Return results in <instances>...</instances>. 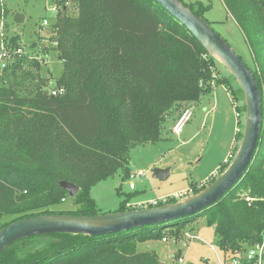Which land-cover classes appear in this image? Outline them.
I'll return each mask as SVG.
<instances>
[{
  "label": "trees",
  "instance_id": "1",
  "mask_svg": "<svg viewBox=\"0 0 264 264\" xmlns=\"http://www.w3.org/2000/svg\"><path fill=\"white\" fill-rule=\"evenodd\" d=\"M73 1L76 15L70 17L63 13L65 0H56L49 25L51 49L62 63L53 88L62 91L51 94L40 60L26 54L12 55L0 75V229L39 214H98L89 190L94 183L118 170L126 178L132 147L159 140L168 115L184 103L199 101L216 83L228 86L214 74L217 62L155 0ZM221 1L245 38L253 66L245 65L262 96L257 147L239 181L209 207L178 220L100 236L51 233L16 240L0 253V264H165L140 244L169 233L180 239L181 229L201 216L224 258L262 241L264 0ZM184 4L202 18L208 9ZM16 43H5L12 44L11 53ZM237 109L243 112L244 104ZM62 180L79 187L74 197L59 185ZM190 187L192 193L202 188ZM68 198L75 207L55 209ZM135 208L124 199L116 211Z\"/></svg>",
  "mask_w": 264,
  "mask_h": 264
},
{
  "label": "rangeland",
  "instance_id": "2",
  "mask_svg": "<svg viewBox=\"0 0 264 264\" xmlns=\"http://www.w3.org/2000/svg\"><path fill=\"white\" fill-rule=\"evenodd\" d=\"M47 1L0 0V52L8 51L10 55L8 61L12 59V55H21L19 51L29 57L38 56L39 73L48 78L47 88L51 90L55 89L53 88L54 79L61 74L62 63L57 60L55 52L51 49L52 35L50 28L48 29L56 15V0ZM180 1L186 4L200 2L208 6L203 13V18L247 66H253V59L245 38L228 15L221 0ZM63 4L66 6L63 12L65 15L70 17L76 15V5L73 0H65ZM17 13L22 14L24 20L17 21L15 19ZM43 18L47 19L48 24L40 28ZM11 38H15L17 42L15 46L17 48L13 50V53L10 52L12 44L4 47L5 43H10ZM214 67L216 77L225 80L228 86L224 87L216 83L211 93L202 96L199 101L184 103L168 115L159 140L132 147L128 155L126 178L123 172L118 170L112 176L90 187V195L99 213L116 211L120 201L124 199L127 207L138 208L137 204L141 201L171 196L186 191L191 184L206 180L202 185L196 186L200 188L220 174V170L217 175L214 171L228 159L229 152L233 157L240 142L244 118L241 119L240 124H237L233 103L242 105L244 99L228 71L219 63H215ZM227 88L234 95L232 101ZM187 108L191 110L190 118L185 122L181 132L178 134L172 132L171 127L174 121ZM154 169H167L168 175L164 179L153 177ZM129 183L134 184L133 189L129 188ZM191 193L189 191L188 195ZM54 207L64 210L75 207V204L71 198H68ZM195 221L183 227L180 233L196 226L194 233L199 239L189 242L186 240L189 245L182 247L181 250L178 249L181 246L178 242L183 235L181 234L178 239L171 236V233L165 235L166 241L147 240L141 243L140 247L144 248L145 244L150 245L151 249L159 253V260L165 264L174 263L172 255L176 253V250H179L176 254L179 253L183 257L182 264H210L209 262L214 264L217 259L208 245L212 243L217 254L221 253L215 244L212 227L206 224L203 216L197 217Z\"/></svg>",
  "mask_w": 264,
  "mask_h": 264
},
{
  "label": "water",
  "instance_id": "3",
  "mask_svg": "<svg viewBox=\"0 0 264 264\" xmlns=\"http://www.w3.org/2000/svg\"><path fill=\"white\" fill-rule=\"evenodd\" d=\"M155 1L184 25L205 52L228 71L241 89L245 106L244 122L233 157L211 182L172 202L95 215L39 214L13 221L0 229V253L12 242L30 236L51 233L100 236L194 215L215 203L244 174L256 150L262 123V96L253 73L229 44L182 1ZM167 175V169L153 170V177L164 179ZM59 185L69 197H74L79 189L66 180L60 181Z\"/></svg>",
  "mask_w": 264,
  "mask_h": 264
},
{
  "label": "built area",
  "instance_id": "4",
  "mask_svg": "<svg viewBox=\"0 0 264 264\" xmlns=\"http://www.w3.org/2000/svg\"><path fill=\"white\" fill-rule=\"evenodd\" d=\"M55 12H56V9H55ZM1 23H2V21H1ZM47 24H48L47 19L46 18L43 19L41 22V25L47 26ZM5 46L7 47L6 44L4 45V47ZM2 47H3V45H2ZM19 54L23 55L24 53L19 51ZM33 57L38 58V56H36V55ZM8 58H10L8 51L2 50L0 52V75H2V72H3L2 70L8 65V62H9L7 60ZM61 91H62V89H58V90L51 89L50 92H51V94H55L56 92H61ZM233 106L235 109V114H236L237 120L243 119L244 118V112L237 109L241 105H238L237 103H233ZM190 116H191V110L188 108L184 109L183 112L180 114V116L174 121V123L171 127V131L176 133V134L181 132L185 122L190 118ZM231 157H232V154H231V152H229L228 159L225 161V163H228ZM205 184H207V183H205ZM129 188L133 189L134 184L129 183ZM189 191L191 192V189H188V191L176 193V194L171 195V196L161 197L160 199L141 201L137 204V207L141 208V207L155 206V205H158V203H166L169 197H173L174 199H179L182 196L188 195ZM182 237L183 238L178 242L181 245L180 247H187L188 246V244L186 243V240L189 242V241L197 238L196 235H194L188 231H184ZM166 240H167V238H165V237L162 238V241H166ZM209 248L216 254V258H217L216 264H264V252H263V249H264V233H263L262 241L260 243H256L255 245L250 246L247 250H245L242 253V255H236L233 257L224 258L223 256H218L216 249H215V246L213 244H209ZM182 263H183V257L179 254L174 259V264H182Z\"/></svg>",
  "mask_w": 264,
  "mask_h": 264
},
{
  "label": "crops",
  "instance_id": "5",
  "mask_svg": "<svg viewBox=\"0 0 264 264\" xmlns=\"http://www.w3.org/2000/svg\"><path fill=\"white\" fill-rule=\"evenodd\" d=\"M47 2H50L49 0L47 1ZM49 4V3H48ZM43 19H45V18H43ZM42 19V20H43ZM40 26V28H43L44 26H42L41 24L39 25ZM48 29H49V26H48ZM226 161V160H225ZM225 161H223V163H221L220 164V166L216 169V171H214V173H216L215 175H217V173H218V170H220V168L222 167V165L223 164H225ZM220 172V171H219ZM206 180H203L202 182H198V183H195V185L197 186V185H202L204 182H205ZM188 189H192L191 187L190 188H188ZM188 189L186 190V191H188ZM184 192V191H183ZM180 193V192H179ZM185 196H187V195H185ZM185 196H182V197H185ZM181 197V198H182ZM150 200H152V199H150ZM194 222H196V221H194ZM195 227L196 226H194L192 229H188V230H186V231H188V232H190V233H192V234H194L195 235V233H194V229H195ZM196 239H193V240H197V239H199V237L196 235ZM192 241V240H191ZM210 244H212V243H210ZM189 245V244H188ZM145 247H148V248H150V245H147V244H145L144 245ZM209 246V245H208ZM181 248L182 247H178V249L179 250H181ZM179 250H177V251H179ZM212 251V250H211ZM157 252V251H156ZM214 253V252H213ZM221 253V252H220ZM157 254H158V256H159V253L157 252ZM215 254V253H214ZM218 256H222V254H220V255H218ZM215 257H216V254H215ZM217 259V258H216ZM204 260H208V259H204ZM210 264H213V263H211V262H209ZM216 263H217V261H216ZM216 263H214V264H216Z\"/></svg>",
  "mask_w": 264,
  "mask_h": 264
}]
</instances>
